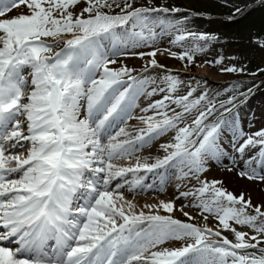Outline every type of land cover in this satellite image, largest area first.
<instances>
[{"label":"snow or ice","instance_id":"1","mask_svg":"<svg viewBox=\"0 0 264 264\" xmlns=\"http://www.w3.org/2000/svg\"><path fill=\"white\" fill-rule=\"evenodd\" d=\"M181 12L167 0H0V264H264V197L205 175L230 159L264 183V128L248 134L228 115L238 86L221 100L158 59L187 67L217 39ZM174 175L171 199L136 200Z\"/></svg>","mask_w":264,"mask_h":264},{"label":"rangeland","instance_id":"2","mask_svg":"<svg viewBox=\"0 0 264 264\" xmlns=\"http://www.w3.org/2000/svg\"><path fill=\"white\" fill-rule=\"evenodd\" d=\"M167 3L182 9L176 17L188 16L190 18L187 23L189 30L207 33L217 39L211 41L203 53L196 55L195 64L185 67L186 62L165 57L160 61L174 72H178L182 79L193 80L194 78V82L200 81L202 85L206 82L209 94L220 93L218 98L221 100L234 94L226 92V89L234 85L238 86L235 92L238 101L233 112L228 115L238 113V121L241 116H261L264 120V83H261L264 81V48L256 43L258 38L264 40L262 9H258L263 5L264 0H167ZM193 13H199V15H193ZM168 39L170 38L162 41L161 47L170 46L167 43ZM173 50L179 51L177 48ZM220 58H223V63L216 64L215 61ZM133 60L129 59L130 62ZM129 61H126L129 66H137V68L142 63L140 61L141 63L135 62V65H132ZM209 61L213 63H208ZM204 66L208 67V73H203ZM232 66L243 68L244 71L229 73L221 70ZM217 75L223 76L224 80H218ZM241 92L244 95H239ZM156 98L159 97H154ZM141 103L144 105L146 101L141 98ZM253 121L252 118L251 123ZM217 178L232 191L230 188L232 182L224 181L222 175L215 176L214 179L217 180ZM256 182V191L258 194H264L261 192L264 183ZM182 183L177 178L173 181L177 187ZM169 189L174 190L171 187ZM233 190L239 189L233 187ZM172 197L162 196L159 199L167 200Z\"/></svg>","mask_w":264,"mask_h":264},{"label":"bare ground","instance_id":"3","mask_svg":"<svg viewBox=\"0 0 264 264\" xmlns=\"http://www.w3.org/2000/svg\"><path fill=\"white\" fill-rule=\"evenodd\" d=\"M159 56V54H158ZM162 59V57H161ZM135 62H139V60L134 59L133 61H131L130 63H134ZM141 63V62H140ZM203 73H208V67L205 66L203 69ZM218 80H224L223 76H216ZM142 104V103H141ZM143 106V105H142ZM139 111V110H138ZM139 114V112H138ZM250 118V119H249ZM253 118V122L251 123V120ZM130 123L132 124H136L138 126H142L139 125L138 121H131ZM239 125L244 129L245 132H247L248 134H252L258 130H260L261 128H264V120L261 118V116L259 117H245V116H241L239 121H238ZM166 140V139H165ZM165 140H161V142H165ZM225 143H227V140L225 141ZM152 155L154 156V154H160L158 152H154L153 150H151ZM139 155L141 156H147L149 155V151L146 150L142 153H140ZM127 162V161H126ZM121 164H125L123 161L120 162ZM233 167L232 161L230 159H222L221 162L217 163L215 161L210 162V166H209V171L207 172V174H209V177L211 178V180H213V176H220L222 175L224 177V181L226 182H232L230 184V188L232 191L234 192H240V191H247L249 193L252 194L253 200L255 201L257 198L259 197H264V194H258V192L255 189V186L257 185V182H251L249 180H247L246 178L240 177L237 174V170L235 168H233V171H228V168ZM239 178V179H238ZM176 179V176H172L170 181H169V187L173 188L174 190L169 189V187H167L166 191L163 192H157V191H152V192H147L144 194H140L136 196V200L140 203H144V202H149L152 203L153 201H156V199H159L162 196H174L177 195V191H176V186L171 183ZM241 179V180H240ZM233 187H237L239 190H233ZM126 195H128V198L131 199V195H129L128 193H125ZM210 224H212L211 218H210Z\"/></svg>","mask_w":264,"mask_h":264}]
</instances>
